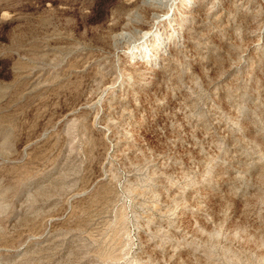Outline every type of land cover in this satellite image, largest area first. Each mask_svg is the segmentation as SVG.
I'll list each match as a JSON object with an SVG mask.
<instances>
[{
  "label": "rangeland",
  "instance_id": "1",
  "mask_svg": "<svg viewBox=\"0 0 264 264\" xmlns=\"http://www.w3.org/2000/svg\"><path fill=\"white\" fill-rule=\"evenodd\" d=\"M0 264H264V0H0Z\"/></svg>",
  "mask_w": 264,
  "mask_h": 264
},
{
  "label": "bare ground",
  "instance_id": "2",
  "mask_svg": "<svg viewBox=\"0 0 264 264\" xmlns=\"http://www.w3.org/2000/svg\"><path fill=\"white\" fill-rule=\"evenodd\" d=\"M161 1V0H160Z\"/></svg>",
  "mask_w": 264,
  "mask_h": 264
}]
</instances>
